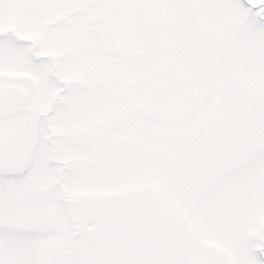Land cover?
Returning <instances> with one entry per match:
<instances>
[{
  "label": "snow or ice",
  "instance_id": "1",
  "mask_svg": "<svg viewBox=\"0 0 264 264\" xmlns=\"http://www.w3.org/2000/svg\"><path fill=\"white\" fill-rule=\"evenodd\" d=\"M0 264H264V0H0Z\"/></svg>",
  "mask_w": 264,
  "mask_h": 264
}]
</instances>
